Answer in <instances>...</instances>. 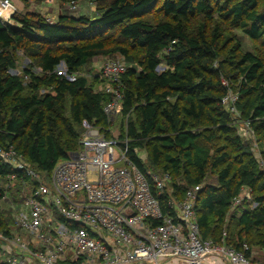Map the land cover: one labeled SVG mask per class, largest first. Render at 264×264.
Wrapping results in <instances>:
<instances>
[{
  "label": "trees",
  "instance_id": "trees-1",
  "mask_svg": "<svg viewBox=\"0 0 264 264\" xmlns=\"http://www.w3.org/2000/svg\"><path fill=\"white\" fill-rule=\"evenodd\" d=\"M93 2L95 18L63 12L52 23L18 13L13 23L0 20V147L14 148L26 167L50 178L57 163L79 149L84 122L110 125L103 108L111 98L96 91L104 80L85 69L96 57L121 53L128 63L121 135L131 140L130 158L145 173L169 172L179 195L200 184L196 213L202 236L226 239L237 249L256 245L262 253L254 260L264 264V170L253 140L235 123L250 121L264 159V55L245 50L230 35L238 29L264 45V0ZM153 11L160 20L148 15ZM194 19L202 20L192 28ZM112 31L127 44L107 46L104 36ZM18 51L31 65L11 74ZM61 62L82 75L70 81L54 73ZM222 78H241L236 114L222 102L230 89ZM205 124L212 128L200 130ZM210 173L217 183L208 182ZM12 181L19 185L30 178L0 158V229L12 222L3 197L22 201L7 187ZM243 188L251 189L252 200L233 206ZM167 199L163 194L164 210L175 214ZM251 202L257 204L253 209ZM233 221L238 231L231 230Z\"/></svg>",
  "mask_w": 264,
  "mask_h": 264
},
{
  "label": "built area",
  "instance_id": "built-area-1",
  "mask_svg": "<svg viewBox=\"0 0 264 264\" xmlns=\"http://www.w3.org/2000/svg\"><path fill=\"white\" fill-rule=\"evenodd\" d=\"M69 7L77 9L78 2ZM17 13L11 0H0L2 22L12 23ZM127 69L122 54L102 58L97 74L104 82L96 91L111 98L103 108L111 123L84 122L79 149L59 161L50 178L26 167L14 148L0 147L1 160L30 178L7 185L17 189L22 201L3 197L12 222L0 229V264H260L247 243L237 249L226 239L202 236L196 213L200 184L179 195L169 172L145 173L130 158L131 140L116 124L122 117ZM54 73L70 81L82 75L69 71L64 62ZM229 94L222 102L236 114L239 96ZM242 122L246 127L239 128L241 135L251 139L250 121ZM124 126L126 130L127 120ZM256 153L264 170V159L258 149ZM165 193L166 205L175 214L162 206ZM245 200H252L249 188L242 189L233 206ZM256 205L251 202L250 207Z\"/></svg>",
  "mask_w": 264,
  "mask_h": 264
},
{
  "label": "rangeland",
  "instance_id": "rangeland-1",
  "mask_svg": "<svg viewBox=\"0 0 264 264\" xmlns=\"http://www.w3.org/2000/svg\"><path fill=\"white\" fill-rule=\"evenodd\" d=\"M11 2L13 5H15L17 7L19 16L28 15L30 17H33L34 15H39V16H41L47 20L49 19L51 21H56L58 19V15L60 12H68V13H71L73 15L86 14L87 16L89 15V17H92V18H95L97 16V13L94 9V7H96V5L94 4L93 0H79L78 1V8L75 10H73L69 7L68 0H31L30 2H22L20 0H11ZM148 15L150 17H152L153 20H155V21L160 20V18H161L160 14L156 13L154 11ZM201 20L202 19H200V20L194 19L191 27L192 28L197 27L199 24L198 22ZM223 26L226 27L227 23H223ZM230 35H235V37L237 39H241V41H243V43H244L245 50H251V51H254L256 53H260V54L264 55V45H261L259 42H253V41L249 40L248 37L242 35V32L240 30H238V29L237 30H230ZM104 37H106L105 38L106 39V45L109 47L113 46L115 44H124V45L127 44V42H124V40L122 38H120L118 33L115 31L107 32ZM132 51H133V49H132ZM16 54H17V67L15 70H17L18 73H14L13 71L9 70V72L11 74H21L23 68L26 65H31L29 58L25 55V53L23 51H18ZM118 54H121V53H116L111 57H116ZM107 57H110V56H100V57L94 58L92 60V62H90V64L86 67L85 70H90L93 73H97L98 67L100 65V62L102 61V58H107ZM33 69L37 71L36 68H33ZM163 69H164V67L162 65L157 68L158 71H162ZM89 73L90 72H88V74ZM240 80H241V78L237 79V81L234 83H230L229 80L222 78V80H221L222 84L224 86L230 88L228 95H230L229 93H231L232 95H238L239 96L238 86L240 85ZM233 86L235 87V89L237 91L236 90L234 91ZM96 89H97V87H96ZM40 92L42 93V92H47V91L45 89H42ZM122 120H123L122 117H119L116 119L117 127L119 125L120 130H122V127H121V124L123 123ZM239 124H240V127H239L240 129H243L246 127L242 121H240ZM210 128H212V127L209 125L207 126L205 124V125L200 127V130L205 131V130L210 129ZM252 134H253V136L251 137V139L253 140V142L256 146V149H259V151H260V146H258V145H260L258 142L259 137L257 136V134H254L253 131H252ZM220 142H221V140H216L217 144H220ZM141 153H142L141 156L144 157L143 156L145 154L144 151H142ZM144 161H146V159ZM207 180H208V182L217 183V177L214 173H210L209 178ZM12 190L14 191V194H16L18 196L19 192L17 191V189L12 188ZM6 205H8V204L6 203ZM8 206L10 207V205H8ZM239 214L240 213L237 212V216H239ZM230 228L232 231H238V229H240L239 226H237L236 221H233V224ZM261 251L262 250L258 246L254 245L253 253L255 255V258L261 256Z\"/></svg>",
  "mask_w": 264,
  "mask_h": 264
},
{
  "label": "crops",
  "instance_id": "crops-1",
  "mask_svg": "<svg viewBox=\"0 0 264 264\" xmlns=\"http://www.w3.org/2000/svg\"><path fill=\"white\" fill-rule=\"evenodd\" d=\"M94 9H95V11H96V7H94ZM63 12H60L59 13V15H58V17L62 14ZM82 15H86V14H82ZM89 16V15H88ZM143 156H145V154L143 155ZM261 253H262V251H261ZM255 256V255H254Z\"/></svg>",
  "mask_w": 264,
  "mask_h": 264
},
{
  "label": "water",
  "instance_id": "water-1",
  "mask_svg": "<svg viewBox=\"0 0 264 264\" xmlns=\"http://www.w3.org/2000/svg\"><path fill=\"white\" fill-rule=\"evenodd\" d=\"M11 71H13L14 73H18L17 70H15V69H11Z\"/></svg>",
  "mask_w": 264,
  "mask_h": 264
}]
</instances>
